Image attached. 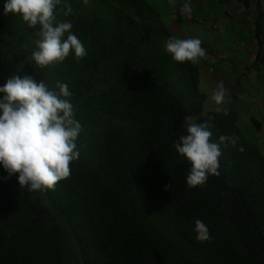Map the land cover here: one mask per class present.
I'll return each instance as SVG.
<instances>
[{
    "label": "trees",
    "instance_id": "obj_1",
    "mask_svg": "<svg viewBox=\"0 0 264 264\" xmlns=\"http://www.w3.org/2000/svg\"><path fill=\"white\" fill-rule=\"evenodd\" d=\"M4 3L0 86L15 75L66 83L82 130L80 156L54 190L20 188L0 165V264H264L259 147L233 109L202 114L198 65L166 52L175 37L160 15L145 0H62L57 20L71 22L87 55L41 69L32 59L39 27L5 15ZM187 118L210 122L213 142L236 140L220 145L219 176L191 189V165L174 148ZM197 219L209 241L196 240Z\"/></svg>",
    "mask_w": 264,
    "mask_h": 264
},
{
    "label": "clouds",
    "instance_id": "obj_2",
    "mask_svg": "<svg viewBox=\"0 0 264 264\" xmlns=\"http://www.w3.org/2000/svg\"><path fill=\"white\" fill-rule=\"evenodd\" d=\"M89 0H83L87 4ZM62 0H5L4 14L18 15L29 28L39 27L32 59L41 69L59 64L74 53L77 60L87 55L81 40L71 29V22L58 21L56 10ZM64 15L72 11L63 5ZM181 16L192 14L191 0L178 9ZM199 38H169L165 50L176 62L196 63L206 57ZM225 87L221 82L212 94L216 105L225 101ZM0 165L8 177L16 175L20 188L28 191L54 190L58 182L71 175L72 162L80 152L76 141L82 130L75 119L73 93L66 83L57 81L55 88L32 76L15 75L0 86ZM217 112L227 109L217 107ZM211 117L209 118V121ZM186 134L174 144L177 153L185 157L191 168L186 177L188 188L203 186L209 176H219L221 144L235 145L233 137L221 135L219 143L212 141L210 122L183 121ZM171 184L165 186L168 191ZM194 231L198 242L211 239L205 223L197 219Z\"/></svg>",
    "mask_w": 264,
    "mask_h": 264
},
{
    "label": "crops",
    "instance_id": "obj_3",
    "mask_svg": "<svg viewBox=\"0 0 264 264\" xmlns=\"http://www.w3.org/2000/svg\"><path fill=\"white\" fill-rule=\"evenodd\" d=\"M160 1L165 18L179 34L175 38L202 41L206 57L196 62L199 85L213 94L224 84L225 101L218 107L233 109L239 122L250 126L264 159V0H193L198 22L170 16L182 0Z\"/></svg>",
    "mask_w": 264,
    "mask_h": 264
},
{
    "label": "rangeland",
    "instance_id": "obj_4",
    "mask_svg": "<svg viewBox=\"0 0 264 264\" xmlns=\"http://www.w3.org/2000/svg\"><path fill=\"white\" fill-rule=\"evenodd\" d=\"M145 2L152 8L153 11H155L156 13H158L161 17H164L162 19V22L164 23V25L167 27V29L170 31V33L172 35H175L176 37H179V34L176 30V28L173 27V25L171 24L172 22H170L169 19H166V14H164V9L162 6V3L160 0H145ZM199 92L202 94H205L208 96L207 101H205L204 105H203V110H202V114H207V113H219L216 111V108L218 107V105L215 104V102L212 100V94H208L207 92V87L203 84L199 85ZM177 92H175L181 99H183L186 103L189 102L188 99V93L186 94L184 90V88L178 87L177 88ZM187 92V91H186ZM193 122L194 120L191 119ZM242 120V119H241ZM237 127L239 129V131H241V133L244 135V137L252 142L256 144V140L254 137L253 132H249L250 126H246L244 124H242V122L237 123ZM68 264H72L71 262L68 261Z\"/></svg>",
    "mask_w": 264,
    "mask_h": 264
},
{
    "label": "built area",
    "instance_id": "obj_5",
    "mask_svg": "<svg viewBox=\"0 0 264 264\" xmlns=\"http://www.w3.org/2000/svg\"><path fill=\"white\" fill-rule=\"evenodd\" d=\"M214 1H216V0H214ZM185 2H188V0H182L181 4H180L177 8H175V9H173V10L171 11L170 16H171L172 18H178V17L181 16V15L179 14L178 9H179V7H181V6L183 5V3H185ZM191 7H192V14H191L190 16H186V17H188V18H189L190 20H192L193 22H198L199 19L197 18L196 14H195V9H194V7H193V0H191ZM212 28H213L214 30H216V31H221V27H220L218 24H212Z\"/></svg>",
    "mask_w": 264,
    "mask_h": 264
}]
</instances>
